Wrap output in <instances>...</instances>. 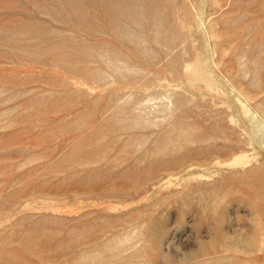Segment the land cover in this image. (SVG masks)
Segmentation results:
<instances>
[{
  "label": "rangeland",
  "instance_id": "rangeland-1",
  "mask_svg": "<svg viewBox=\"0 0 264 264\" xmlns=\"http://www.w3.org/2000/svg\"><path fill=\"white\" fill-rule=\"evenodd\" d=\"M0 264H264V0H0Z\"/></svg>",
  "mask_w": 264,
  "mask_h": 264
}]
</instances>
